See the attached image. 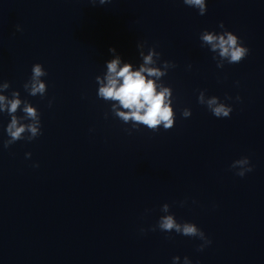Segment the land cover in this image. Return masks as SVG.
Segmentation results:
<instances>
[{
    "label": "clouds",
    "instance_id": "1",
    "mask_svg": "<svg viewBox=\"0 0 264 264\" xmlns=\"http://www.w3.org/2000/svg\"><path fill=\"white\" fill-rule=\"evenodd\" d=\"M95 2L96 0H93V3ZM107 2L109 0H99L101 5ZM183 3L197 9L201 16L207 12L206 0H183ZM219 27L224 29L223 22L219 24ZM19 30L20 28L17 26V31ZM200 40L202 46H207L211 52L216 54L213 59L217 61L218 68H223L225 62L228 64L240 63L250 51L237 35L227 30L220 33L204 30L200 34ZM144 47V43L137 44L139 55L142 58V63L137 70H133V65L128 62L121 66L122 58L116 54V49H109L114 58L106 62L105 74L96 77L99 86L97 96L104 101L112 102V114L125 124L131 122L133 129L143 125L153 132L158 131L161 126L164 130H169L175 124L173 91L171 87L163 84L161 78L167 75L169 69L175 68L176 64L165 60L162 62V66H157L161 54L155 50V47H150L145 54ZM31 72V77L23 87L29 95H39L43 98L47 92V84L41 78L47 75V71L42 64L36 63L32 66ZM9 88V82L0 83V114H6L10 117V122L5 129L8 139L3 141L4 148H8L20 140L31 142L43 134L38 109L28 101L22 100L19 91H12L10 95H5L4 93L8 92ZM226 99H232V97L226 96ZM235 99L239 101L241 98L237 96ZM198 103L205 105L216 118H229L233 111L232 106L222 102L219 97L206 98L204 91L199 92ZM51 104L52 101L49 100V107ZM18 110H22L24 115H16ZM191 115L189 108L183 109L182 116L184 118ZM105 117L107 118V113ZM23 121L28 122L24 123ZM31 155L30 152L26 153V159L31 158ZM33 167H39V165L34 164ZM230 169L235 170V175L243 178L246 173L253 171V166L249 157L244 156L233 161ZM185 203L186 201H181L180 206L183 207ZM161 211L165 215L159 218L156 225L150 229L141 227V233L155 232L159 229L161 232L171 233L174 231L186 237H195L203 241L198 245L197 251H203L211 245L212 241L196 224L177 222L175 216L170 214L169 204H163ZM179 261V256L173 257V264H178ZM183 264H192V261L185 256Z\"/></svg>",
    "mask_w": 264,
    "mask_h": 264
}]
</instances>
